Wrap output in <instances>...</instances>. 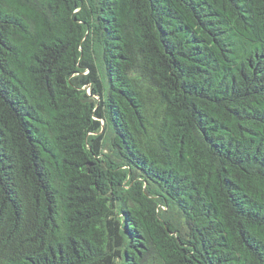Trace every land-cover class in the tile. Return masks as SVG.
<instances>
[{"label":"trees","instance_id":"1","mask_svg":"<svg viewBox=\"0 0 264 264\" xmlns=\"http://www.w3.org/2000/svg\"><path fill=\"white\" fill-rule=\"evenodd\" d=\"M0 264H264V0H0Z\"/></svg>","mask_w":264,"mask_h":264}]
</instances>
